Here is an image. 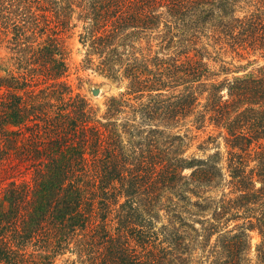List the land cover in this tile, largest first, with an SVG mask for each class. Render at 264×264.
Returning <instances> with one entry per match:
<instances>
[{
    "label": "trees",
    "instance_id": "obj_1",
    "mask_svg": "<svg viewBox=\"0 0 264 264\" xmlns=\"http://www.w3.org/2000/svg\"><path fill=\"white\" fill-rule=\"evenodd\" d=\"M1 50L0 264H264V0H0Z\"/></svg>",
    "mask_w": 264,
    "mask_h": 264
},
{
    "label": "rangeland",
    "instance_id": "obj_2",
    "mask_svg": "<svg viewBox=\"0 0 264 264\" xmlns=\"http://www.w3.org/2000/svg\"><path fill=\"white\" fill-rule=\"evenodd\" d=\"M77 33L78 29L65 39L69 51L68 60L71 67L68 81L72 85L74 91L84 94L92 104L102 106L104 100L108 96L122 91L123 87L117 86L95 69L83 67L82 59L84 49L78 41ZM0 54H4L3 50L0 51ZM224 58L232 62V67H240L238 73H244L249 70L253 71L262 63V60L256 62L253 61L255 58L253 56L248 58L234 56L232 59V54L228 53ZM199 141L200 139H195L192 142V145L188 150L189 153L196 150ZM251 235V242L253 245L258 241L259 237L255 233H252Z\"/></svg>",
    "mask_w": 264,
    "mask_h": 264
}]
</instances>
